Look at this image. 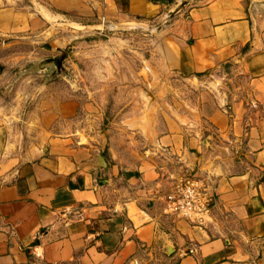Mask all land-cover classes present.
<instances>
[{
	"label": "crops",
	"instance_id": "0c3cea01",
	"mask_svg": "<svg viewBox=\"0 0 264 264\" xmlns=\"http://www.w3.org/2000/svg\"><path fill=\"white\" fill-rule=\"evenodd\" d=\"M183 1L0 0L10 67L65 22L158 23L149 108L126 122L100 129L78 83L25 116L0 103V264H264V0ZM183 171L213 178L204 226L162 212Z\"/></svg>",
	"mask_w": 264,
	"mask_h": 264
},
{
	"label": "rangeland",
	"instance_id": "374dc122",
	"mask_svg": "<svg viewBox=\"0 0 264 264\" xmlns=\"http://www.w3.org/2000/svg\"><path fill=\"white\" fill-rule=\"evenodd\" d=\"M148 20L103 26L100 32L65 22L43 43L22 45L14 65H0V103L10 107L19 102L18 112L25 116L41 94L68 96L78 83L82 104L93 99L103 103L100 129L113 117L126 122L147 108L154 89L148 55L158 23Z\"/></svg>",
	"mask_w": 264,
	"mask_h": 264
},
{
	"label": "built area",
	"instance_id": "2783aa9c",
	"mask_svg": "<svg viewBox=\"0 0 264 264\" xmlns=\"http://www.w3.org/2000/svg\"><path fill=\"white\" fill-rule=\"evenodd\" d=\"M165 155L169 151L161 148ZM169 190L162 196V212L177 219H185L198 226L210 221L214 205V181L210 174L197 175L183 171L173 178Z\"/></svg>",
	"mask_w": 264,
	"mask_h": 264
},
{
	"label": "water",
	"instance_id": "95a60500",
	"mask_svg": "<svg viewBox=\"0 0 264 264\" xmlns=\"http://www.w3.org/2000/svg\"><path fill=\"white\" fill-rule=\"evenodd\" d=\"M166 1L167 2H170V3L172 2V0H166ZM185 3H186V0H184L183 2H181L180 3V6H183ZM48 61H51V60L48 59ZM58 63H59V61H58ZM98 162H100V164H102L101 163V157H98Z\"/></svg>",
	"mask_w": 264,
	"mask_h": 264
},
{
	"label": "trees",
	"instance_id": "16d2710c",
	"mask_svg": "<svg viewBox=\"0 0 264 264\" xmlns=\"http://www.w3.org/2000/svg\"><path fill=\"white\" fill-rule=\"evenodd\" d=\"M242 144H244V140H243ZM237 159H238V157H237Z\"/></svg>",
	"mask_w": 264,
	"mask_h": 264
}]
</instances>
